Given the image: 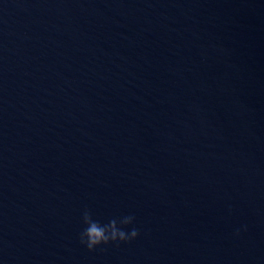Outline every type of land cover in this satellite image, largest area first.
Wrapping results in <instances>:
<instances>
[{
    "label": "water",
    "instance_id": "95a60500",
    "mask_svg": "<svg viewBox=\"0 0 264 264\" xmlns=\"http://www.w3.org/2000/svg\"><path fill=\"white\" fill-rule=\"evenodd\" d=\"M0 264H264V0H0Z\"/></svg>",
    "mask_w": 264,
    "mask_h": 264
}]
</instances>
